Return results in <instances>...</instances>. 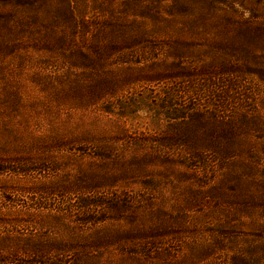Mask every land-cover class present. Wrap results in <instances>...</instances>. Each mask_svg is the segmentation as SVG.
Segmentation results:
<instances>
[{"label":"rangeland","instance_id":"374dc122","mask_svg":"<svg viewBox=\"0 0 264 264\" xmlns=\"http://www.w3.org/2000/svg\"><path fill=\"white\" fill-rule=\"evenodd\" d=\"M0 264H264V0H0Z\"/></svg>","mask_w":264,"mask_h":264}]
</instances>
